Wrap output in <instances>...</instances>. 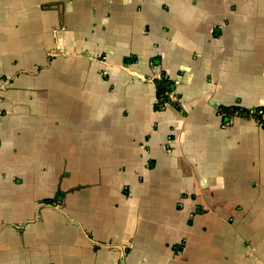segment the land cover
<instances>
[{"label":"crops","instance_id":"0c3cea01","mask_svg":"<svg viewBox=\"0 0 264 264\" xmlns=\"http://www.w3.org/2000/svg\"><path fill=\"white\" fill-rule=\"evenodd\" d=\"M257 109L264 0H0V264H264Z\"/></svg>","mask_w":264,"mask_h":264},{"label":"built area","instance_id":"2783aa9c","mask_svg":"<svg viewBox=\"0 0 264 264\" xmlns=\"http://www.w3.org/2000/svg\"><path fill=\"white\" fill-rule=\"evenodd\" d=\"M149 64H150L151 68H153V69L157 68V66L154 62L151 61ZM157 80H160V77H158ZM168 96H169V99L171 102H174L176 100L174 92H170L168 94ZM218 114L223 116V118H224V122L222 123V128H226L229 125H231L232 120L235 116L234 113H232L230 111L228 112V111H222V110L221 111L219 110ZM240 114H241L240 116L244 115V116H248V117H255V119H256L255 121H256L257 125H259L260 127L264 126V111L262 109H257L254 111H244V112L242 111Z\"/></svg>","mask_w":264,"mask_h":264},{"label":"trees","instance_id":"16d2710c","mask_svg":"<svg viewBox=\"0 0 264 264\" xmlns=\"http://www.w3.org/2000/svg\"><path fill=\"white\" fill-rule=\"evenodd\" d=\"M174 92V87L172 83L164 77H160V80H157V101L156 108L158 110L162 109L166 103L171 102L168 94Z\"/></svg>","mask_w":264,"mask_h":264},{"label":"rangeland","instance_id":"374dc122","mask_svg":"<svg viewBox=\"0 0 264 264\" xmlns=\"http://www.w3.org/2000/svg\"><path fill=\"white\" fill-rule=\"evenodd\" d=\"M244 116V115H243ZM244 117H248V116H244Z\"/></svg>","mask_w":264,"mask_h":264}]
</instances>
